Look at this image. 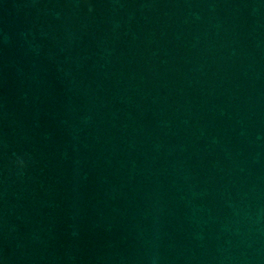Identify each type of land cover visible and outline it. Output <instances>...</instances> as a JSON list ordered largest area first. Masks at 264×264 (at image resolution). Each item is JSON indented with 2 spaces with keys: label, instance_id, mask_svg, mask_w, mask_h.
<instances>
[{
  "label": "water",
  "instance_id": "obj_1",
  "mask_svg": "<svg viewBox=\"0 0 264 264\" xmlns=\"http://www.w3.org/2000/svg\"><path fill=\"white\" fill-rule=\"evenodd\" d=\"M0 264H264V0H0Z\"/></svg>",
  "mask_w": 264,
  "mask_h": 264
},
{
  "label": "clouds",
  "instance_id": "obj_2",
  "mask_svg": "<svg viewBox=\"0 0 264 264\" xmlns=\"http://www.w3.org/2000/svg\"><path fill=\"white\" fill-rule=\"evenodd\" d=\"M22 162V161H21Z\"/></svg>",
  "mask_w": 264,
  "mask_h": 264
}]
</instances>
